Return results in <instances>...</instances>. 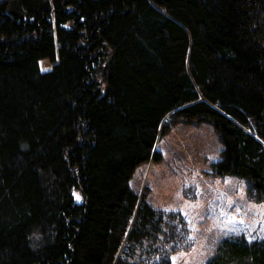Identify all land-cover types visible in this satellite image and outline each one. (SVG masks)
I'll return each mask as SVG.
<instances>
[{"label":"trees","instance_id":"16d2710c","mask_svg":"<svg viewBox=\"0 0 264 264\" xmlns=\"http://www.w3.org/2000/svg\"><path fill=\"white\" fill-rule=\"evenodd\" d=\"M177 122L264 199V0H0V264H173L186 221L130 178ZM203 264H264V240Z\"/></svg>","mask_w":264,"mask_h":264},{"label":"rangeland","instance_id":"374dc122","mask_svg":"<svg viewBox=\"0 0 264 264\" xmlns=\"http://www.w3.org/2000/svg\"><path fill=\"white\" fill-rule=\"evenodd\" d=\"M154 149L158 155L135 168L130 186L184 217L193 245L172 254L173 264H203L227 235L264 240V199H251L242 179L213 173L222 145L210 124L172 123ZM73 195L81 200L78 190Z\"/></svg>","mask_w":264,"mask_h":264},{"label":"snow or ice","instance_id":"6c2138e0","mask_svg":"<svg viewBox=\"0 0 264 264\" xmlns=\"http://www.w3.org/2000/svg\"><path fill=\"white\" fill-rule=\"evenodd\" d=\"M79 199V197H77ZM249 239H252L251 237Z\"/></svg>","mask_w":264,"mask_h":264}]
</instances>
